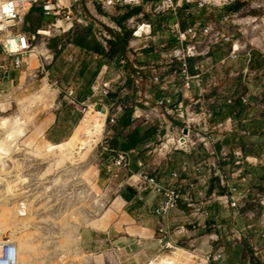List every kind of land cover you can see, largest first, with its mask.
Instances as JSON below:
<instances>
[{"label":"built area","instance_id":"1","mask_svg":"<svg viewBox=\"0 0 264 264\" xmlns=\"http://www.w3.org/2000/svg\"><path fill=\"white\" fill-rule=\"evenodd\" d=\"M39 1L45 15L55 19L50 28L65 33L77 24L88 25L84 10L77 5L78 0H66V3L62 0H0V71L4 77L8 73V79L11 72H28L35 79L41 78L45 91L63 93L67 105L79 114L80 119L89 110L101 115L103 127L96 146L99 144L104 152L110 154L106 170L113 178L121 175L125 185L137 193L153 192L161 199L155 214L166 221L182 202L194 208L190 214L193 223L206 221L211 214L210 205L217 200L223 201L225 207L234 208L251 197L253 202L264 206V194L253 193L251 179L242 167L249 157H244L242 151L235 152V158L242 161L235 162L239 168L233 172L239 183L231 184L223 176L218 162L225 160L227 155L210 151L208 147L222 141L224 132H234L235 113L226 119L229 128L225 130L219 121L220 109L226 112L235 108L237 103L252 105L248 93L239 95L231 89L233 87H226L221 82L222 70L232 64L243 63L242 72L250 73L253 47L230 29L232 20L224 11L240 0H89L106 11L139 9V17L136 18L140 22L132 27L133 37L128 42L127 53L118 62L102 59L103 70L96 76L86 96L77 95L73 89H63L58 80L50 78L47 58L35 45L36 34L26 31L27 17ZM217 12L220 13L219 20L214 18ZM168 14L173 16L170 23L162 22L159 26L161 32L168 34V39L156 42L155 35L160 31L154 33L152 20ZM126 20L132 23L135 19L131 16ZM42 32L47 31L38 30V34H45ZM99 42L105 51L109 50L108 39ZM163 49L165 51L162 52ZM219 51L225 52V56L210 66V60ZM92 56L101 59L97 54ZM229 76L233 78L234 72ZM129 97L132 100L128 107L125 100ZM210 104L211 108L214 104L219 105V110L209 108ZM125 107L134 108V116L140 123L154 131L141 150H147V155L164 156L170 160L176 153L191 157L207 150L217 163H197L193 170L198 181L187 184L186 191H183L180 175L186 167L170 169L171 179L176 183H164L149 172L145 161L136 160L139 154H135L136 150L123 151L103 146L105 140L112 137V125L121 117ZM238 132L242 137L252 136L247 127L240 128ZM212 176L218 179L220 186L227 188L228 194L220 197L208 195ZM19 204L20 215L24 217L28 210L27 201L22 200ZM170 231L168 225L159 229L166 236ZM20 255L18 241L11 231L0 229V264H20ZM202 257L207 264H213L224 259V254L217 250Z\"/></svg>","mask_w":264,"mask_h":264},{"label":"rangeland","instance_id":"2","mask_svg":"<svg viewBox=\"0 0 264 264\" xmlns=\"http://www.w3.org/2000/svg\"><path fill=\"white\" fill-rule=\"evenodd\" d=\"M78 4L84 10L85 20L92 24L94 36L99 41L111 39V30L120 31L115 20L130 11H106L89 0H78ZM230 8L224 9L232 20L230 29H234L252 45V62L249 65V74L242 72L245 67L243 63L232 64L222 70L221 82L226 87L234 84L239 95L248 93L252 98V105L249 106L254 107L253 121L259 123L255 125L254 130L248 126L251 133H255L249 137L253 141L248 142L246 138L241 141L239 137L238 145L251 150L253 158L242 167L251 179L249 182L253 193L261 195L264 194V137L261 135L264 134V0H240L239 8L229 10ZM41 13L43 12L37 9L32 11L27 17L26 31L36 34L35 45L47 58L50 78L58 80L63 89H73L80 96L88 95L92 82L103 69L100 59L92 56L95 53H88L67 44L64 36L66 32L50 28L54 17ZM134 13L131 14L135 19L132 23L127 20L123 22L126 29L131 31L132 27L140 22L139 18H136L139 12L133 15ZM216 15L214 18L219 20L220 13L217 12ZM172 18V14H168L153 19L154 33L160 31L162 22L170 23ZM78 25L85 27L84 24ZM38 30L47 32L40 35ZM167 37L168 34L160 31L155 35V40L161 42L168 39ZM127 50L128 46L125 54ZM219 53L222 59L225 52ZM221 59L215 61L213 57L210 66L212 62ZM230 72H234L233 78L229 76ZM12 73L17 75L5 81L3 71H0V112L11 120L21 117L26 121L27 130L25 136L18 138V148L7 156L10 159L5 158V164L0 165V228L11 231L21 243L20 264H109L102 248L91 249V253L80 248L84 245L82 232L97 229L93 225L98 223L103 211L116 195L115 186L112 185L116 178H111L106 170L109 158L102 146H96L102 133L103 118L89 110L80 119L79 126L69 141L51 145L45 142L38 130L40 120L51 113L58 114V117L63 119L68 109L63 93L46 92L41 78L35 79L28 72ZM131 100L130 97L125 100L128 107ZM211 106L212 104L209 108ZM244 119L242 116V120ZM135 120L140 123L137 117ZM76 122L77 120L64 124L65 134L73 132L78 124H75ZM226 135H223V138ZM2 136L3 133L0 134V137ZM111 136L105 140L103 146L112 148L109 141L114 135ZM214 146L216 144L209 145V150H215ZM137 152L139 154L136 158H142L147 165L152 164L155 157L147 155V150L137 149L135 154ZM207 153V150H201L198 155L191 157L176 153L173 159L164 163L168 169L173 170L186 167L188 184L195 183L198 178L193 167L197 163H217V159ZM226 155L225 160L218 162L223 176L232 184L233 172L238 166L232 157ZM97 170L101 171L99 179L107 178L104 184L99 185L97 182ZM184 172L185 170L181 174ZM212 177L211 180L216 179L215 176ZM118 178L117 180H123L122 177ZM216 182L215 194L218 197L228 194L227 188ZM219 187L224 189L222 193L219 192ZM11 188L14 189L13 192ZM22 200L27 201L28 209L24 217L20 215L19 202ZM218 201L220 202H216L219 203ZM219 205L220 208L215 211L209 207L210 217L200 225L217 235L215 251L221 250L224 254V259L218 261L219 264H251L252 257L256 259V264H264V254L259 253L264 249V206L253 202L251 197L242 200L234 208L225 207L223 201ZM193 209L191 208V212ZM192 224L199 226L198 223ZM193 225L189 227L195 230ZM193 254L199 260L202 257V254L198 255L196 251Z\"/></svg>","mask_w":264,"mask_h":264},{"label":"crops","instance_id":"3","mask_svg":"<svg viewBox=\"0 0 264 264\" xmlns=\"http://www.w3.org/2000/svg\"><path fill=\"white\" fill-rule=\"evenodd\" d=\"M219 52L214 54L215 61L221 59ZM102 59L104 58H101L100 62L104 65ZM13 75L16 76L17 74L10 73V78H12ZM229 87H233L231 89L237 91L234 84L229 85ZM218 106L219 105L214 104L212 108L214 110H219ZM67 108L63 119H60L58 114L51 113L40 120L38 130L41 132L45 142L51 145H58V143L62 142L61 144H63L73 137L79 123H75L77 126L74 128L73 132L69 134H65L64 129H66V127L64 124L75 120L78 121L80 116L68 105ZM229 110L231 113L228 114H225L226 112H221V109L218 111L220 117L219 121L225 130L228 129L229 126L226 124V119L234 112V132H224L227 134L226 137H224L222 141L216 143L214 149L219 154H228L235 162V152L238 151H242L244 157L252 159L251 150H247L238 145L239 137L241 141L244 140L243 138H246L240 136L238 130L242 127H252L254 130L255 125L259 123L253 121L254 107L237 103L235 108H230ZM242 116L245 117L244 120H242ZM262 120L264 121V119ZM243 122L245 126L242 125ZM253 134L255 133L252 132V135ZM261 135L264 137V134ZM245 140L248 142L253 141L252 138L249 137ZM152 157L155 158H152V164L148 165L149 172L164 183H176L175 180L171 179L169 174L171 168L168 169L165 166V157L157 155H153ZM136 160L143 159L136 158ZM237 168L239 167H236V169ZM187 170L188 169L181 174V183L184 187L183 191H186V185L189 181L187 178ZM97 171L96 177L98 181L97 179L96 181L99 185L104 184L107 178L99 179L100 170ZM244 173L246 174V172ZM109 176L112 178L111 175ZM121 177L122 176L119 178ZM114 180H112L114 181L112 185L115 186L116 195L109 206H107L106 210L103 211L98 219V223L93 225L97 229H90L91 231L88 230L89 232L87 230L82 232V236H84V245L80 246V248H84L85 252H90L91 249L95 248H102V252L107 255L106 261L109 264H207L203 257H201L202 260L195 258L193 252L196 251L198 255H204L207 252H215V239H217V235L216 233L205 230L203 225L200 227L202 222L205 221L198 222L199 226H194L192 224L189 215L191 208L186 203L182 202L179 208L171 213L170 219L166 221L155 214V209L159 205L161 199L156 197L153 192L149 190L144 193H137L133 188L134 191H130L128 189L129 186L125 185L124 179L122 181L117 180V178ZM214 180L215 179L211 180L209 183V196L215 194L217 191V182ZM236 182L237 177H233V183ZM223 190V188H220L219 192L222 193ZM121 195H126V198H122ZM194 199H198L196 195H194ZM220 202L210 205V209L212 211L218 210L220 208ZM166 225H168L171 230L168 236L159 232V229ZM189 225H193L195 230L190 228ZM96 231L101 232V234ZM189 246L191 249L188 248ZM259 253L264 254V249ZM255 261L256 259L252 257L251 264H256ZM214 264H219V262Z\"/></svg>","mask_w":264,"mask_h":264},{"label":"trees","instance_id":"4","mask_svg":"<svg viewBox=\"0 0 264 264\" xmlns=\"http://www.w3.org/2000/svg\"><path fill=\"white\" fill-rule=\"evenodd\" d=\"M239 7L240 1H238V3L231 8L237 9ZM231 8L229 10H231ZM35 9L41 10L44 13L41 1L36 3L29 15H31L32 11ZM138 10L139 9L129 11L125 15L115 20L120 31L111 30V39H108V51H105L102 44L95 38L91 23L85 27L77 24L71 30L67 31L64 35L66 38V43L74 45L85 52L95 53L102 58H109L111 61L116 63L124 55L128 42L133 37L132 31L126 29V27L123 25V22L128 19L132 13L137 12ZM43 13L41 14L43 15ZM114 96L116 95H113V97ZM228 113H231L229 109L225 114ZM135 121L134 108H123L121 117L114 125H112L114 136L112 140L109 141L112 149L123 151H132L138 149L141 151L145 147L148 141L152 138L154 131L147 129L141 123H136ZM77 122L79 123V120ZM105 154L107 155V158L110 157V154ZM215 180L218 181V179ZM128 189L130 191L133 190L132 187H129ZM121 196L122 198H126V195Z\"/></svg>","mask_w":264,"mask_h":264},{"label":"bare ground","instance_id":"5","mask_svg":"<svg viewBox=\"0 0 264 264\" xmlns=\"http://www.w3.org/2000/svg\"><path fill=\"white\" fill-rule=\"evenodd\" d=\"M62 2L66 3V0H62ZM1 116H0V130H2L3 136L0 137V165L2 163L5 164L6 162L4 160L5 158L10 159V157L7 158V156H9L10 152H12L15 148H18L17 140L18 138L25 136L27 130L26 121H23L21 117H15V119L11 120L10 118L4 116L1 117ZM10 190L12 192L14 191V189L12 188ZM16 240L18 241L19 247H21V243L19 242V240L18 239Z\"/></svg>","mask_w":264,"mask_h":264},{"label":"water","instance_id":"6","mask_svg":"<svg viewBox=\"0 0 264 264\" xmlns=\"http://www.w3.org/2000/svg\"><path fill=\"white\" fill-rule=\"evenodd\" d=\"M8 80V73L5 74V81Z\"/></svg>","mask_w":264,"mask_h":264},{"label":"snow or ice","instance_id":"7","mask_svg":"<svg viewBox=\"0 0 264 264\" xmlns=\"http://www.w3.org/2000/svg\"><path fill=\"white\" fill-rule=\"evenodd\" d=\"M5 11H7V9H5Z\"/></svg>","mask_w":264,"mask_h":264},{"label":"clouds","instance_id":"8","mask_svg":"<svg viewBox=\"0 0 264 264\" xmlns=\"http://www.w3.org/2000/svg\"><path fill=\"white\" fill-rule=\"evenodd\" d=\"M5 9H7V8H5Z\"/></svg>","mask_w":264,"mask_h":264}]
</instances>
